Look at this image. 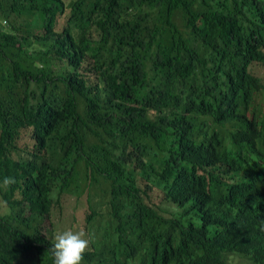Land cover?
<instances>
[{"label": "trees", "instance_id": "obj_1", "mask_svg": "<svg viewBox=\"0 0 264 264\" xmlns=\"http://www.w3.org/2000/svg\"><path fill=\"white\" fill-rule=\"evenodd\" d=\"M259 66L264 0H0V264L65 196L80 264H264Z\"/></svg>", "mask_w": 264, "mask_h": 264}, {"label": "rangeland", "instance_id": "obj_2", "mask_svg": "<svg viewBox=\"0 0 264 264\" xmlns=\"http://www.w3.org/2000/svg\"><path fill=\"white\" fill-rule=\"evenodd\" d=\"M4 24V22H2ZM259 73L264 77V66H259ZM150 195L155 202H158L160 206L169 208L171 204L163 199L161 194L158 192L151 191ZM160 195V196H159ZM161 197V198H160ZM84 208L85 202L84 198L75 199L74 197H64L61 203V213H57V207L52 210L51 213V222L52 225L47 221L45 224L46 230L45 233L51 236L50 231H61L67 228L73 230H82L84 229ZM2 212H5L6 209H2ZM240 264H243V261L238 260Z\"/></svg>", "mask_w": 264, "mask_h": 264}, {"label": "clouds", "instance_id": "obj_3", "mask_svg": "<svg viewBox=\"0 0 264 264\" xmlns=\"http://www.w3.org/2000/svg\"><path fill=\"white\" fill-rule=\"evenodd\" d=\"M14 182V177H4L0 186L6 188ZM88 245L89 239L85 238L82 230L67 228L57 231L52 237L50 249L53 264H80L82 254Z\"/></svg>", "mask_w": 264, "mask_h": 264}]
</instances>
